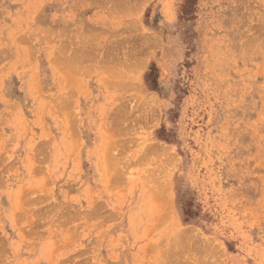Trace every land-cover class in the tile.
Masks as SVG:
<instances>
[{"label":"rangeland","instance_id":"1","mask_svg":"<svg viewBox=\"0 0 264 264\" xmlns=\"http://www.w3.org/2000/svg\"><path fill=\"white\" fill-rule=\"evenodd\" d=\"M106 1L0 0V264H264V0Z\"/></svg>","mask_w":264,"mask_h":264},{"label":"bare ground","instance_id":"2","mask_svg":"<svg viewBox=\"0 0 264 264\" xmlns=\"http://www.w3.org/2000/svg\"><path fill=\"white\" fill-rule=\"evenodd\" d=\"M85 1H86V0H85ZM96 1H97V0H96ZM104 1H106V0H104ZM107 1H108V0H107ZM107 1H106V2H107ZM115 1H116V0H115ZM122 1H123V0H122ZM109 2H110V1H109ZM116 2H117V1H116ZM84 3H85V2H84ZM104 3H105V2H104ZM110 3H111V2H110ZM117 3H118V2H117ZM115 4H116V3H115ZM121 4H122V3H121ZM107 5H108V3H107ZM110 5H111V4H109V6H110ZM116 5H117V4H116ZM124 5H125V4H124ZM122 6H123V5H122ZM115 8H116V7H115ZM122 8H124V7H122ZM107 9H108V8H107ZM113 12H114V11H113ZM141 39H142V38H141ZM82 41H83V40H82ZM78 49H79V48H78ZM104 49H105V48H104ZM69 53H70V52H69ZM77 55H78V54H77ZM63 56H64V55H63ZM80 56H81V55H80ZM84 56H85V55H84ZM96 56H97V55H96ZM65 57H66V56H65ZM67 57H68V56H67ZM63 58H64V57H63ZM100 58H101V57H100ZM109 59H110V58H109ZM60 60H62V59H60ZM63 60H64V61L61 62V63L64 64V62H65L66 59H63ZM81 60H82V59H81ZM102 61H103V60H102ZM66 62H68V61L66 60ZM97 62H98V61H97ZM61 63H60V64H61ZM77 63H78V62L76 61V64H77ZM66 64H67V63H66ZM71 65L73 66L74 64H71ZM94 65H95V64H94ZM76 66H77V65H76ZM71 68H72V67H71ZM64 69H65V68H64ZM72 69H73V68H72ZM72 69H71V70H72ZM74 70H75V69H74ZM74 70H73V71H74ZM70 75H71V74H70ZM56 98H57V97H56ZM64 98H65V97H64ZM55 105H57V104H55ZM64 105H65V104H64ZM62 106H63V104H62ZM117 111H118V110H117ZM121 114H122V113H121ZM117 115H118V114H117ZM186 236H187V234H186ZM172 239H173V238H172ZM172 239H171L170 241H172ZM175 240H176V239H175ZM177 240H178V239H177ZM180 241H181V240H180ZM177 242H178V241H177ZM167 243H168V242H167ZM180 244H181V243H180ZM178 246H179V245H178ZM164 249H165V248H164ZM166 249H167V248H166ZM168 250H169V249H168ZM165 251H166V250H165ZM176 251H177V250H176ZM176 251H175V252H176ZM177 252H180V251H177ZM177 252H176V253H177ZM167 256H168V255H167ZM169 256H170V255H169ZM165 257H166V256H165ZM173 258H174V257H173ZM175 259H176V258H175Z\"/></svg>","mask_w":264,"mask_h":264}]
</instances>
